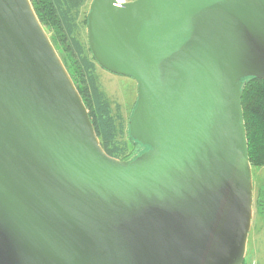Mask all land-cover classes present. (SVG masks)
Returning <instances> with one entry per match:
<instances>
[{"label":"water","instance_id":"water-1","mask_svg":"<svg viewBox=\"0 0 264 264\" xmlns=\"http://www.w3.org/2000/svg\"><path fill=\"white\" fill-rule=\"evenodd\" d=\"M89 48L137 82L108 155L30 0H0V264H242L252 174L242 80L264 0H93Z\"/></svg>","mask_w":264,"mask_h":264},{"label":"trees","instance_id":"trees-1","mask_svg":"<svg viewBox=\"0 0 264 264\" xmlns=\"http://www.w3.org/2000/svg\"><path fill=\"white\" fill-rule=\"evenodd\" d=\"M42 23L51 33L52 40L68 56L69 73L76 85L91 122L105 152L120 160H132L146 146L132 139L120 108L113 104L99 85L96 65H99L90 48L79 37L82 23L87 26V16L80 21L81 9L87 0H30ZM242 106L247 130L250 162L264 165V80L254 77L242 80ZM128 137V140L126 139ZM129 144L132 148H129ZM143 151H141L142 153Z\"/></svg>","mask_w":264,"mask_h":264},{"label":"rangeland","instance_id":"rangeland-1","mask_svg":"<svg viewBox=\"0 0 264 264\" xmlns=\"http://www.w3.org/2000/svg\"><path fill=\"white\" fill-rule=\"evenodd\" d=\"M92 1L93 0H87L85 5L82 7L80 16L81 23L83 22L84 17L88 15ZM120 1L129 2L133 0ZM45 30L47 31L55 49L69 72L68 65H70V61L68 60V56L61 49H58L57 45L52 40L51 33H49L47 29ZM79 37L81 42L85 46H88L87 26L83 23L79 30ZM96 73L98 75L101 89L110 99L114 109L119 106L125 126L127 127L137 103V82L128 76L114 74L102 68L100 65H96ZM126 139L129 141L127 136ZM129 148H132L131 144H129ZM141 151H144V149L136 150V153L141 154ZM251 174L253 212L251 218V228L247 239L246 253L242 264H264V165L254 166L251 164Z\"/></svg>","mask_w":264,"mask_h":264},{"label":"flooded vegetation","instance_id":"flooded-vegetation-1","mask_svg":"<svg viewBox=\"0 0 264 264\" xmlns=\"http://www.w3.org/2000/svg\"><path fill=\"white\" fill-rule=\"evenodd\" d=\"M146 149H148V148H146ZM146 149H145V150H146ZM262 204H263V203H262Z\"/></svg>","mask_w":264,"mask_h":264}]
</instances>
